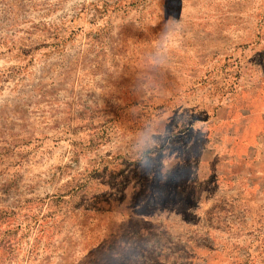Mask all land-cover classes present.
I'll list each match as a JSON object with an SVG mask.
<instances>
[{"label":"rangeland","instance_id":"obj_1","mask_svg":"<svg viewBox=\"0 0 264 264\" xmlns=\"http://www.w3.org/2000/svg\"><path fill=\"white\" fill-rule=\"evenodd\" d=\"M0 264H264V0H0Z\"/></svg>","mask_w":264,"mask_h":264},{"label":"clouds","instance_id":"obj_2","mask_svg":"<svg viewBox=\"0 0 264 264\" xmlns=\"http://www.w3.org/2000/svg\"><path fill=\"white\" fill-rule=\"evenodd\" d=\"M163 23H164V26L167 27V26H169V25L178 24L179 21H176L175 18H171V19H169V20H167V21H164ZM168 38H169V40H171V39H174L175 36H174V34H173L172 32H170V33L168 34Z\"/></svg>","mask_w":264,"mask_h":264}]
</instances>
